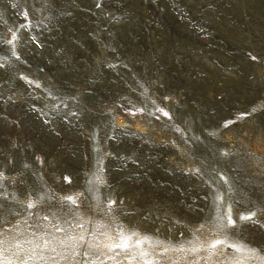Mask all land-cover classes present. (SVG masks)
I'll use <instances>...</instances> for the list:
<instances>
[{
	"label": "rangeland",
	"instance_id": "obj_1",
	"mask_svg": "<svg viewBox=\"0 0 264 264\" xmlns=\"http://www.w3.org/2000/svg\"><path fill=\"white\" fill-rule=\"evenodd\" d=\"M0 239L264 264V0H0Z\"/></svg>",
	"mask_w": 264,
	"mask_h": 264
},
{
	"label": "snow or ice",
	"instance_id": "obj_2",
	"mask_svg": "<svg viewBox=\"0 0 264 264\" xmlns=\"http://www.w3.org/2000/svg\"><path fill=\"white\" fill-rule=\"evenodd\" d=\"M165 115H167V113H165ZM69 199H72V198L69 197ZM28 206L29 207H32L33 205L32 204H29ZM250 218L251 217H243V216L241 217L242 220L243 219H250ZM231 223H233V221L229 217V224H231ZM81 227H82V225H81ZM72 239H75V238H72ZM79 239L80 240H83V237L81 236ZM123 240H124V238H122V242L121 243L106 245V247L109 248V251H111L113 248H127L128 247V244L126 242H123ZM216 243H223V241H217ZM3 244H4L3 239H0V254H2ZM46 246L47 245H45V247ZM212 247L214 248L215 247V244H213ZM53 251H54V249H53ZM29 259H31V257ZM40 259L43 260V257H41ZM0 264H4V261L2 259H0ZM21 264H29V262H28V260H24V261H21ZM92 264H95V262H92Z\"/></svg>",
	"mask_w": 264,
	"mask_h": 264
}]
</instances>
